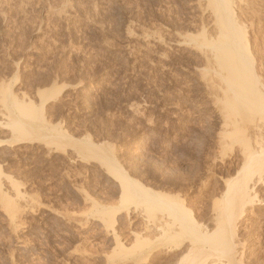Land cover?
Listing matches in <instances>:
<instances>
[{"label": "rangeland", "instance_id": "374dc122", "mask_svg": "<svg viewBox=\"0 0 264 264\" xmlns=\"http://www.w3.org/2000/svg\"><path fill=\"white\" fill-rule=\"evenodd\" d=\"M244 2L241 19L264 68V0ZM205 6V0H0V142L13 141L6 92L32 104L37 116L39 90L66 86L45 105L46 121L74 138L90 134L95 143L113 144L132 178L184 199L211 221L224 181L235 176L234 165L226 170L238 148L216 145L217 67L195 46L216 37ZM127 88L134 97L123 102ZM33 119L42 141L0 145L2 171L17 182L10 187L1 179L0 264H138L116 258L114 238L132 245L145 213L133 205L119 209L120 185L106 167L81 158L66 138L63 149L48 145L49 128ZM93 202L114 207L115 224ZM258 229L251 232L258 241L246 249L251 263L264 264ZM180 249H158L146 264H178L186 254Z\"/></svg>", "mask_w": 264, "mask_h": 264}, {"label": "bare ground", "instance_id": "6f19581e", "mask_svg": "<svg viewBox=\"0 0 264 264\" xmlns=\"http://www.w3.org/2000/svg\"><path fill=\"white\" fill-rule=\"evenodd\" d=\"M205 1L213 19L211 22L215 27L216 37L210 39L204 37L203 41L195 46L203 49L209 61H213L217 67L215 73L218 81H215L216 86L213 85L216 89L212 88L217 93L213 101L219 107L221 118L216 134V145L220 147L219 150L232 152H236L238 148V154L234 153L235 161L232 160L229 169H225L229 173L234 165L235 176L233 179L224 181V192H220L222 195L218 197L219 201L218 198L215 201L211 221L206 219L210 223L204 220L205 218L203 219L196 210L190 208L189 203L187 204L184 199L153 190L140 180L132 178L116 161L113 144L104 141L95 143L90 134L74 138L61 124L46 121L45 105L51 99L57 98L66 86L58 87L55 84L48 89L39 90L41 106L37 116L32 104L25 106V103L13 98L11 92L10 94L6 92L3 96L5 105L6 101H10L12 106L9 116L11 122L6 127L9 126L12 130L13 141H6L8 144L34 142L40 139L41 133L38 131L39 137L36 132L38 128L35 129L32 121H35L33 116L42 118L41 121H44L42 123H45L50 130L44 142L49 141L48 145L55 146V149H63L61 146L64 145L63 139L66 138L65 143L70 144L67 145L68 147L72 146L74 149L77 148L75 150L82 151L81 158L84 160L91 158L103 164L106 171L119 182L121 189L118 197L121 203L119 209L128 211L133 205L141 208L145 213L146 222L145 226H142L144 228L140 232L132 231V237H134L132 245L125 246L126 244L120 241L119 236L116 235V239L113 237L116 245V255H114L125 262L146 264L158 249L177 250L184 247L186 249L187 246L184 251L180 249L183 254L185 252L186 254L183 258L181 257L178 264H250V253L247 252L246 246L256 241L251 232L257 227H259L258 234L264 232V222L261 223L264 199L260 197L261 188L264 190V68L258 61L256 50L250 39L249 26L241 19L242 4L245 0ZM201 2V5L204 4V1ZM21 115L25 120L20 117ZM4 142H0V145ZM2 177H6L4 179L10 182V187L17 183L12 177L5 175L0 166V195H2ZM13 190L17 199L21 197L18 187ZM6 202L9 210H16L8 199ZM93 206L101 214V218L108 220V223L110 221L111 226L115 224L117 212L113 213L114 207L97 202H93ZM243 230L246 231V236L242 238L240 234Z\"/></svg>", "mask_w": 264, "mask_h": 264}, {"label": "trees", "instance_id": "16d2710c", "mask_svg": "<svg viewBox=\"0 0 264 264\" xmlns=\"http://www.w3.org/2000/svg\"><path fill=\"white\" fill-rule=\"evenodd\" d=\"M100 71H101V67H97L96 70H95L96 74H99ZM83 89H84V87L79 88V89H78V93H80L81 91H83ZM124 91H125V93H126V96H125L124 98H122V101H123V102H129L131 99H133L134 96H130V95H129V89H128V88L125 89ZM64 115H65V117H66V112L64 113ZM90 129H91V128H90Z\"/></svg>", "mask_w": 264, "mask_h": 264}]
</instances>
